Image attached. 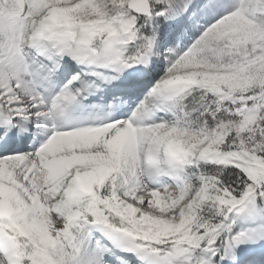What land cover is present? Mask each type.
<instances>
[{"label": "snow or ice", "instance_id": "obj_1", "mask_svg": "<svg viewBox=\"0 0 264 264\" xmlns=\"http://www.w3.org/2000/svg\"><path fill=\"white\" fill-rule=\"evenodd\" d=\"M0 264H264V0H0Z\"/></svg>", "mask_w": 264, "mask_h": 264}]
</instances>
